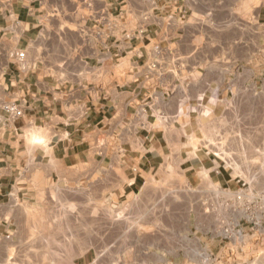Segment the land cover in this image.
Instances as JSON below:
<instances>
[{"label": "crops", "instance_id": "crops-1", "mask_svg": "<svg viewBox=\"0 0 264 264\" xmlns=\"http://www.w3.org/2000/svg\"><path fill=\"white\" fill-rule=\"evenodd\" d=\"M259 82L264 0H0V245L39 193L34 180L84 178L100 193L111 251L99 262L90 248L73 264L117 263L127 230L149 264H218L226 242L213 224L196 237L181 229L196 261L167 253L173 190L212 204L237 189L200 142L219 102ZM9 103L21 117H7Z\"/></svg>", "mask_w": 264, "mask_h": 264}, {"label": "rangeland", "instance_id": "rangeland-1", "mask_svg": "<svg viewBox=\"0 0 264 264\" xmlns=\"http://www.w3.org/2000/svg\"><path fill=\"white\" fill-rule=\"evenodd\" d=\"M217 108L215 116L211 115L214 126L203 130L204 140L200 143L225 166L234 182L241 179L251 189L264 191V83L239 88L233 96L220 101ZM195 111L204 116L209 114L200 107H195ZM75 179V183H67L66 179L47 181V178L33 181L31 188L39 193L30 191L24 207L17 210L12 234L0 245L7 254L0 264H73V259L90 248L99 262L107 260L111 250L107 247V226H103V231L100 224V193L92 195L84 178ZM201 195L197 189L173 190V233L167 253L178 259L184 253L196 261L200 250L192 242L196 241L199 229L214 225V213L205 215L204 211L209 214L210 208L202 206ZM163 200L162 193L160 201ZM91 220L93 223H88ZM186 225L193 228L189 233L195 236L190 239L189 247L183 243L186 233L181 232ZM115 234L114 231L109 237L114 238ZM155 234L157 242L165 241V232ZM121 235L127 248L114 258L118 261L114 264H149L138 249L130 248L131 232L127 230ZM154 261L161 264L158 258Z\"/></svg>", "mask_w": 264, "mask_h": 264}, {"label": "built area", "instance_id": "built-area-1", "mask_svg": "<svg viewBox=\"0 0 264 264\" xmlns=\"http://www.w3.org/2000/svg\"><path fill=\"white\" fill-rule=\"evenodd\" d=\"M158 50V48H156ZM18 58H24L19 53ZM148 69L154 71L156 64ZM3 110L9 119L22 116L17 104H4ZM239 187L234 191L220 194L217 202H202V206L210 208L209 214L214 216V234L226 243L218 264H264V191H255L241 179L236 180ZM214 193L219 195V191Z\"/></svg>", "mask_w": 264, "mask_h": 264}]
</instances>
